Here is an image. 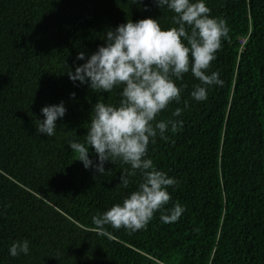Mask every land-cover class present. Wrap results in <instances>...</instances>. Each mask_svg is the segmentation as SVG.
Masks as SVG:
<instances>
[{
  "label": "trees",
  "instance_id": "16d2710c",
  "mask_svg": "<svg viewBox=\"0 0 264 264\" xmlns=\"http://www.w3.org/2000/svg\"><path fill=\"white\" fill-rule=\"evenodd\" d=\"M205 2L229 28L208 70L223 86L197 102L191 72L176 81L181 102L156 120L182 126L148 149L180 182L166 208L186 210L177 222L162 223L157 212L135 233L106 225L99 235L92 217L122 203L139 175L125 189L126 165L108 162L100 176L76 160L67 142L82 139L93 106L117 104L120 90L94 93L67 71L109 29L147 18L177 27L174 14L154 0H0V264H264V0ZM61 101L67 112L56 134H37L42 107ZM90 159L98 162L94 149ZM23 239L30 254L11 257Z\"/></svg>",
  "mask_w": 264,
  "mask_h": 264
},
{
  "label": "clouds",
  "instance_id": "9594fccd",
  "mask_svg": "<svg viewBox=\"0 0 264 264\" xmlns=\"http://www.w3.org/2000/svg\"><path fill=\"white\" fill-rule=\"evenodd\" d=\"M161 9L173 13L177 27L162 28L153 18L120 24L103 36L104 43L86 58L84 52L77 55L85 61L67 75L74 85H87L94 93L112 94L119 89L117 104L99 99L91 111L87 134L70 139L67 143L82 162L85 169L103 176L105 164L113 162L126 165L118 187L127 189L132 177L139 175L136 189L122 203L92 217V224L99 235H105V226L129 233L145 229L154 215L160 213L162 223L177 222L185 207L176 203L166 208L179 181L156 168L148 158L149 144L167 139L169 127L175 133L183 121H157L156 117L172 102H181L182 81L191 72L199 83L191 91L197 102L208 99L212 86H223L218 72L208 74L210 64L216 58L222 41L229 38L226 21L212 17L205 0H154ZM142 0H133V4ZM79 86V85H77ZM74 99L76 94L72 93ZM67 108L59 104L42 107L44 119H38L37 134L52 137L56 134L57 121L63 119ZM177 108L173 116H180ZM94 149L98 162L90 159ZM30 254L28 239L16 240L9 248L13 258Z\"/></svg>",
  "mask_w": 264,
  "mask_h": 264
}]
</instances>
